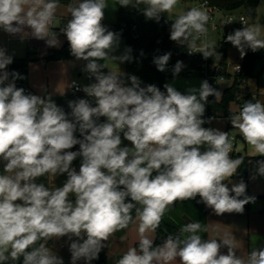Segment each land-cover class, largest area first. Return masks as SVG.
<instances>
[{
    "label": "clouds",
    "instance_id": "9594fccd",
    "mask_svg": "<svg viewBox=\"0 0 264 264\" xmlns=\"http://www.w3.org/2000/svg\"><path fill=\"white\" fill-rule=\"evenodd\" d=\"M117 2L159 23L179 0ZM59 6V0H0V31L22 41L44 40L49 47H59L62 34L92 81L82 88L72 82L88 98L69 101L65 112L51 95L17 87L26 77L7 70L13 56L0 47V264H64L47 245L65 237L70 264H92L109 238L133 222V212L138 246L129 247L116 264H264V246L244 258L231 239L203 238L206 229L199 222L186 223L160 244L148 235L176 202L196 200L217 216L242 215L246 205L256 203L247 183L233 179L245 158H232L229 133L204 126L214 119L205 118L208 98L219 100L222 92L207 79L182 92L173 83L161 90L134 74L110 70L106 60L120 65L135 58L131 47L120 52L121 33L103 23L107 0H72L70 18L53 35ZM210 18L207 10L189 7L171 20L170 40L189 55L222 58L216 41L201 42ZM234 21L228 18L224 25ZM239 22L243 27L225 42L243 59L249 50L264 49V26L243 16ZM171 56L166 52L152 62L165 72ZM184 67L176 61L174 79ZM229 121L256 156L264 157V103L246 101ZM48 174L66 178L52 189L37 182ZM257 178H264V159L250 174Z\"/></svg>",
    "mask_w": 264,
    "mask_h": 264
},
{
    "label": "trees",
    "instance_id": "16d2710c",
    "mask_svg": "<svg viewBox=\"0 0 264 264\" xmlns=\"http://www.w3.org/2000/svg\"><path fill=\"white\" fill-rule=\"evenodd\" d=\"M72 0H59V3H71ZM213 5L219 6L226 11H242L245 13L249 19L255 20L257 17V6L259 0H209ZM135 0H133V4ZM140 7H143L141 5ZM167 21V22H165ZM67 22V21H66ZM109 29L121 33V37L125 38V47H131L132 55L135 58L133 62L125 63V73L134 74L138 76L144 85L155 84L163 89L166 80L173 76L172 67L175 65L177 60L183 61L185 67L179 73V75H191L194 73H199L200 63L202 62L201 55L188 56L186 53H182L180 56L175 55L174 42L170 40V30L168 28V14L162 15L161 21L159 23L153 20H147L138 10L134 9L133 6L129 8L120 7L118 8V19L114 24L109 26ZM222 38L218 43L217 52L222 54V58L217 59L215 56L207 59L208 64L221 67L225 76L227 74V45L225 38L227 36V31H220ZM143 51L144 55L141 56L140 53ZM166 52H171L172 56L170 58L167 70L165 72H160L157 70L156 66L153 64V57L157 55H162ZM259 56V52L253 53L248 51L245 56L244 70L241 74L236 75L234 83L232 86L227 87L223 90L222 96L219 100L215 99L214 96L208 98V103L206 105L205 118L207 117H218L225 116L227 114L229 105L231 102H236L238 96L246 94L247 101L251 100L249 98L248 92L244 89L249 76L252 75L254 62ZM74 58L70 54L69 45L66 40L65 44L56 50H52L48 53L47 59L51 60H62ZM32 59L27 56L21 59H13V63L10 65V72L17 71L25 79H18L16 81L17 87H23L24 89L28 86V65ZM200 74V73H199ZM178 75V76H179ZM211 84V83H210ZM212 85V84H211ZM143 86V85H142ZM214 88L215 85H212ZM79 98H88L85 93H66L59 96H52L53 101L60 107H62L65 112H70L68 107L69 101H74ZM255 102L254 100H252ZM207 127V124L204 125ZM228 132V127L226 130ZM127 144V141H125ZM78 148V146H77ZM76 150V149H73ZM237 155L243 156L244 162L240 166L239 175L234 177L237 181L243 179L248 185V162L250 156L245 155L241 152H236L233 150L231 153L232 158H236ZM75 166L79 168L80 160L74 161ZM50 174L39 177L37 182L44 183L50 188L49 180ZM247 193L251 195L248 191ZM199 197H197V200ZM133 221L135 220V212H133ZM199 222L206 231H202L200 235L207 239V216L206 207L202 203H197L196 200H188L183 202H176V204L164 214L161 227L158 228L155 233V243L160 244L168 235H176L179 229L183 227L188 222ZM131 225V223H130ZM129 225V226H130ZM128 226V227H129ZM126 229L118 231L115 233L117 237H120ZM51 241L48 242L50 244ZM138 246V242L135 244ZM108 255L106 253H100L99 259L96 260L97 264L101 262H108Z\"/></svg>",
    "mask_w": 264,
    "mask_h": 264
},
{
    "label": "rangeland",
    "instance_id": "374dc122",
    "mask_svg": "<svg viewBox=\"0 0 264 264\" xmlns=\"http://www.w3.org/2000/svg\"><path fill=\"white\" fill-rule=\"evenodd\" d=\"M108 2V8L105 12V19L104 23L110 24L114 23L118 19V8L119 4L117 0H107ZM59 8L57 10V15L55 18L54 22V27L59 25L60 23V16L63 15H68L67 13V5L66 3H59ZM196 2L195 0H179L176 8L173 10L172 13H167L168 14V28L170 30V25L172 23V19H175L176 15L184 12L187 10L189 7H195ZM239 10L234 11V14H238ZM170 19V20H169ZM249 23H259L262 26H264V0H259L258 6H257V17L255 20H251ZM262 35H264V27L261 29ZM231 33V29L227 31V34ZM5 33L0 31V37H2ZM53 35L59 34V31H54L52 32ZM7 35V34H6ZM6 38V37H5ZM58 39L60 40V45H62L65 41V37L63 35H58ZM208 41H216L217 45L219 41L221 40V35L219 34V31L217 30H208V36H207ZM203 40L201 39V42ZM39 45L36 48H34L32 51L36 52H42L43 54L46 53L47 47H46V42L44 40H39ZM174 46H176V49L179 51H187L185 47L179 46L174 42ZM4 47V46H3ZM125 48V38L121 37V44H120V52H122ZM250 51V50H249ZM264 51V49L258 51L259 55ZM48 53V51H47ZM46 53V54H47ZM118 54V53H117ZM31 55H34V52L31 53ZM227 66L229 64H235L239 62L240 55L238 50L233 47L230 43L227 45ZM76 61L74 58L71 59H62V60H49V61ZM79 64H82L83 67V62L79 61ZM105 63L108 65V68L113 71H119L120 69L122 70L124 64H118L117 62L109 59L106 60ZM32 64V71L36 74V77L39 78L40 74L43 73L44 68L41 66L40 60L36 59L33 62L31 61ZM36 68V69H35ZM107 71V70H106ZM228 71H232V68L228 66ZM86 74V73H84ZM206 78L199 74V73H194L191 75H179L175 79L173 76L169 77L166 80V83H173L174 86L180 90V91H185L188 87H199L200 83L202 80H205ZM212 82L215 83V87L220 90L221 92L223 89L231 84V78H224V80H220L219 77H216ZM248 94L249 98L251 100H259L258 94L263 97L264 96V59L261 57H257L255 62H254V67H253V72L252 75L249 76L247 80V86L244 88ZM250 89V90H249ZM258 93V94H257ZM255 95V98H252ZM237 106L236 102H231L228 108L227 113L234 112L236 109L234 106ZM227 122L228 120L226 119L225 116H218L214 117L213 121L211 124H207V127H213V128H218L222 131H224L227 127ZM229 138L232 141L234 148L237 151L244 152L250 156L254 155L249 161V173L252 172L254 165L257 160L259 159H264V157L256 156L254 153V150L251 148V146L247 145L243 137L240 135L237 129L232 128L230 121H229ZM234 137L232 139L231 137ZM236 144V145H235ZM233 148V149H234ZM0 168H2V165H0ZM2 171V170H0ZM257 211V212H256ZM220 219L225 221V224L236 227L237 230H240L242 235H234L230 234L231 237H228V239H231L236 247L238 255H241L244 258H247V254L252 250L253 247H261L264 246V199L260 200V197L257 198V201L255 204H248L245 206V211L244 213L241 214H228L225 213L222 216H218ZM217 217L214 215H211L210 220L213 225V228H217V230H222L220 228V224L217 221ZM138 225L139 221L135 218V220L131 223V225L126 228L124 233L121 235V245L118 248V252L116 255H113L109 257L108 262L104 263L101 262L100 264H116V261L123 255L124 252L127 251L129 247L135 246L136 242L139 239L138 236ZM251 229V231H249ZM150 238L155 237L154 232L148 233ZM111 238V237H110ZM109 240L106 242V247L101 251V253H107V248L109 246ZM67 238H62L59 241L52 240L50 244L47 246L50 249H53L57 251L58 255L62 256L64 259V264H70V253L68 251L67 244L65 241ZM78 264H84L83 261L78 262ZM92 264H97L96 260L92 262Z\"/></svg>",
    "mask_w": 264,
    "mask_h": 264
},
{
    "label": "crops",
    "instance_id": "0c3cea01",
    "mask_svg": "<svg viewBox=\"0 0 264 264\" xmlns=\"http://www.w3.org/2000/svg\"><path fill=\"white\" fill-rule=\"evenodd\" d=\"M69 18L70 17L67 15L60 16L59 25H57V27L56 26L54 27L53 25L55 21H53V25L51 26V28L54 31H59V27H62ZM114 23H110V24L104 23V24L109 27L111 24H114ZM219 34L221 35L220 32ZM221 38H222V35H221ZM65 42H66V38H65L64 43L60 45L59 47H49L48 45H46L47 47L46 49L48 53L52 50L60 49L65 44ZM3 46L4 48L7 49L8 54L13 56V59H21V58L29 56L32 59L31 60L32 62L36 59L40 60L41 66L44 68V71L43 73L40 74L39 78H37L34 71H32L31 61L29 62V65H28V86L27 87L29 88L30 92L33 94L42 95V96L51 95V97L59 96V95H63L66 93H71L72 80H77L78 83L82 87L92 82L89 80L87 74H84V72H82V64H79L78 63L79 61H68V60L57 61V62L49 61L50 59H47V55H48L47 51H46L47 54L46 53L43 54L42 52L32 51L37 46H40L39 40L37 39L28 37L22 41L19 36H11L8 34L6 35L5 33L2 37H0V47H3ZM174 47H175V50H177L176 46ZM33 52H34V55H31V53ZM7 70L10 72V65L8 66ZM121 71L123 72L125 71V63ZM226 72L228 76H225V77L231 78V81H232L231 84L227 86V87H230L234 83L236 75H234L232 71H228V69ZM220 80H224V79H220ZM258 96H259L260 102L264 103V96L261 97L259 94ZM234 107L235 109H237L236 105ZM227 127L229 130V122H227ZM233 150L236 152H241V151H237L235 148ZM241 153L248 155L244 152H241ZM250 157L252 158L254 157V155ZM248 165H249V162H248ZM75 167L77 168V166ZM251 173H249V168H248V191L251 195H255L257 198L260 197V200H263L264 199V178H257L256 180L253 181L250 179ZM49 178H50L49 180L50 188L54 189L56 187L61 186L66 177L65 176H53L50 174ZM233 179L237 181L235 178ZM211 215H214L215 217L218 218L217 221L219 222L220 228L223 229V231L217 230L216 227L213 228V225L210 220ZM206 216H207V236H208L207 239L209 238H217V239L227 238L228 239V237H231L230 234L242 235L240 230H237L236 227L225 224V221H223L222 219H220V217L212 213L211 209L206 208ZM249 231H251V229H249ZM120 245H121V236L117 237L115 234L112 235L109 241V246L107 248L106 254L109 257L116 255Z\"/></svg>",
    "mask_w": 264,
    "mask_h": 264
},
{
    "label": "built area",
    "instance_id": "2783aa9c",
    "mask_svg": "<svg viewBox=\"0 0 264 264\" xmlns=\"http://www.w3.org/2000/svg\"><path fill=\"white\" fill-rule=\"evenodd\" d=\"M196 2V6L195 7H201L204 10H207L209 12L210 15V20L208 23V30L212 29V30H217V31H222V30H230L231 32H233L234 29H238V28H242L243 25L239 22V19L241 16L245 17L246 19H248L247 15L245 13H243L242 11H239L238 14H234V11H226L224 9H222L219 6L213 5L209 2V0H195ZM228 18H232L235 21L230 23V24H226L224 25V21ZM249 21V19H248ZM208 36V33H207ZM206 37H201L202 40L207 39ZM182 53H186L188 56H195V55H201L200 53H194L189 55L187 51H179V50H175V55L176 56H180ZM262 59H264V51L259 55ZM202 62L200 63V70L199 73L201 75H203L208 81L209 83H211L212 85H215L214 82H212V80H214L216 77H219L220 79H224L225 75L223 73V69H222V74L221 75H217V69L219 68L218 66L215 65H210L208 64L207 59H204L202 57ZM244 61H245V57L243 59H240L239 62L235 63V64H229L228 66L230 68H232V72L234 75H238L241 74L244 70ZM237 64L240 65V70L237 71ZM227 66V69H228ZM215 69V73L213 75V71ZM75 81L77 86H79L80 88H82V86L78 83L77 80H72V82ZM72 82H71V93H84L82 90L81 91H77L74 87H72ZM26 92H30L29 88L26 87L25 88ZM246 94H242L240 96H238L237 98V109L234 112H230L227 113L225 115L226 119L229 122V117L231 115V113H236L240 110V108H242L243 104L247 101V98L245 97ZM255 98V95L252 97ZM229 133V132H228ZM232 139H234V137H231Z\"/></svg>",
    "mask_w": 264,
    "mask_h": 264
},
{
    "label": "water",
    "instance_id": "95a60500",
    "mask_svg": "<svg viewBox=\"0 0 264 264\" xmlns=\"http://www.w3.org/2000/svg\"><path fill=\"white\" fill-rule=\"evenodd\" d=\"M214 73H215V69H214V71H213V75H214ZM217 75H221L222 74V68L221 67H219L218 69H217V73H216Z\"/></svg>",
    "mask_w": 264,
    "mask_h": 264
}]
</instances>
